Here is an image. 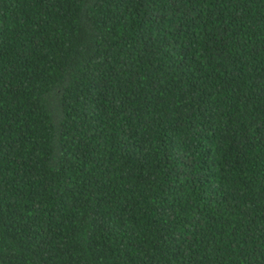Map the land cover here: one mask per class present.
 I'll return each mask as SVG.
<instances>
[{
	"label": "trees",
	"instance_id": "obj_1",
	"mask_svg": "<svg viewBox=\"0 0 264 264\" xmlns=\"http://www.w3.org/2000/svg\"><path fill=\"white\" fill-rule=\"evenodd\" d=\"M0 264H264V0H0Z\"/></svg>",
	"mask_w": 264,
	"mask_h": 264
}]
</instances>
